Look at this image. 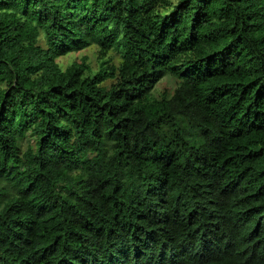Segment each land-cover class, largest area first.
<instances>
[{"label": "trees", "instance_id": "obj_1", "mask_svg": "<svg viewBox=\"0 0 264 264\" xmlns=\"http://www.w3.org/2000/svg\"><path fill=\"white\" fill-rule=\"evenodd\" d=\"M0 264H264V0H0Z\"/></svg>", "mask_w": 264, "mask_h": 264}, {"label": "rangeland", "instance_id": "obj_2", "mask_svg": "<svg viewBox=\"0 0 264 264\" xmlns=\"http://www.w3.org/2000/svg\"><path fill=\"white\" fill-rule=\"evenodd\" d=\"M83 57L88 58V63L94 68H98V61H97V49L95 46H92L82 52L73 53L69 56L62 57L58 59V62L65 68L69 63H71L73 60L77 62H81ZM112 57V64L118 65L120 63V56L118 54H111ZM107 87L111 86V82L107 81L104 83ZM177 81L173 78L166 76L164 77L161 82L156 86L154 90V94L156 96H160L164 92H168L169 94H172L173 90L177 87ZM29 141V138L26 139L23 142V148L26 147L27 142ZM34 141L30 139V144L33 145Z\"/></svg>", "mask_w": 264, "mask_h": 264}]
</instances>
